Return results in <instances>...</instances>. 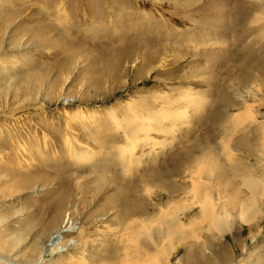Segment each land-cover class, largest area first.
Here are the masks:
<instances>
[{"label": "rangeland", "instance_id": "rangeland-1", "mask_svg": "<svg viewBox=\"0 0 264 264\" xmlns=\"http://www.w3.org/2000/svg\"><path fill=\"white\" fill-rule=\"evenodd\" d=\"M262 14L264 0H0V259L105 264L117 228H160L210 147L219 183L237 162L264 180V74L246 66L264 58ZM195 250L172 264H264V213Z\"/></svg>", "mask_w": 264, "mask_h": 264}, {"label": "bare ground", "instance_id": "bare-ground-1", "mask_svg": "<svg viewBox=\"0 0 264 264\" xmlns=\"http://www.w3.org/2000/svg\"><path fill=\"white\" fill-rule=\"evenodd\" d=\"M258 18L264 19V14ZM262 30L264 31V28ZM247 65L264 74V58H258ZM247 76V80L253 78V75ZM234 119L238 122L237 127H240L237 115ZM246 139L241 138L239 144H244ZM209 149L208 153H203L192 165L190 186L183 187L181 195L179 189L170 195L167 194L171 196L170 203L166 205L165 212L162 210L160 228L140 234V227L146 228L149 225L148 219H142L138 223L133 221L121 229L117 228L116 231L120 232L117 234V246L106 245L108 262L105 264H172V257L179 247H185V257L191 261L199 256L196 248L201 252V248L231 232L236 222L249 225L264 213L261 208L264 204V180H261L259 175H254L247 165L237 162L227 168L228 172L232 171L230 179H227L228 183H219L222 178L219 174L224 176L225 167L218 161L216 147ZM127 150H131V147ZM210 165L215 166L209 171ZM233 178H240L241 182L230 183ZM143 213V208L133 206L127 210L124 220ZM67 228L71 229L70 226ZM87 241L74 246L85 250ZM38 259H41V256ZM41 263L39 261L33 264ZM0 264L8 262L0 259Z\"/></svg>", "mask_w": 264, "mask_h": 264}]
</instances>
